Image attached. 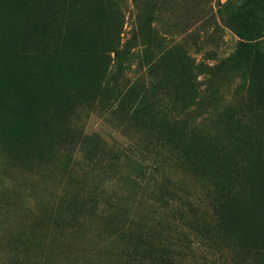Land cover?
Returning <instances> with one entry per match:
<instances>
[{
  "label": "rangeland",
  "instance_id": "rangeland-1",
  "mask_svg": "<svg viewBox=\"0 0 264 264\" xmlns=\"http://www.w3.org/2000/svg\"><path fill=\"white\" fill-rule=\"evenodd\" d=\"M244 2L0 0V264H264Z\"/></svg>",
  "mask_w": 264,
  "mask_h": 264
},
{
  "label": "trees",
  "instance_id": "trees-1",
  "mask_svg": "<svg viewBox=\"0 0 264 264\" xmlns=\"http://www.w3.org/2000/svg\"><path fill=\"white\" fill-rule=\"evenodd\" d=\"M228 26L238 35L239 43L232 54L221 60L219 65L221 69H241L263 56L261 46L258 44L264 37V0H245L230 18ZM185 204V207L199 218L198 228L201 227V230L205 231L206 225L203 220L205 201L198 198L188 199ZM192 232L199 231L192 229Z\"/></svg>",
  "mask_w": 264,
  "mask_h": 264
}]
</instances>
